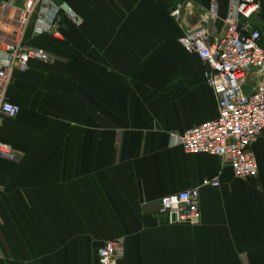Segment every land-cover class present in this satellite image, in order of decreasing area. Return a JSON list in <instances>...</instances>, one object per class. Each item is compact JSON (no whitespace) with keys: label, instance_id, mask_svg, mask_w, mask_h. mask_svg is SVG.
I'll return each mask as SVG.
<instances>
[{"label":"crops","instance_id":"crops-1","mask_svg":"<svg viewBox=\"0 0 264 264\" xmlns=\"http://www.w3.org/2000/svg\"><path fill=\"white\" fill-rule=\"evenodd\" d=\"M54 1L84 24L63 21L59 39L27 28L26 44L53 63L31 61L7 91L21 112L0 119L15 155L0 157V264H100L115 240L119 264H264V135L248 180L175 145L219 117L203 63L179 39L206 25L224 36L232 0H217L216 19L212 0ZM251 23L264 46V1ZM196 188L200 225L159 223L162 199Z\"/></svg>","mask_w":264,"mask_h":264},{"label":"built area","instance_id":"built-area-1","mask_svg":"<svg viewBox=\"0 0 264 264\" xmlns=\"http://www.w3.org/2000/svg\"><path fill=\"white\" fill-rule=\"evenodd\" d=\"M264 0H232L224 36L215 37L213 25L201 26L185 33L179 43L205 67L206 83L217 96L219 117L203 123L183 137H175V145L189 154L218 157L227 163L238 179H256L259 174L252 146L264 135V46L263 33L255 29L251 19L261 13ZM217 0H212L208 17L216 19ZM181 8L171 12L179 22ZM34 20V34L63 36L65 20L81 28L83 19L66 3L34 0L19 8L15 0L0 4V119H15L21 107L7 99L13 74L31 61L53 63L45 51L29 47L25 35ZM0 157L13 160L10 146L0 143ZM218 185L205 181L203 186ZM200 188L181 192L161 200L159 223L168 226H198L202 221ZM100 264H119L125 256L123 240L109 241L97 251Z\"/></svg>","mask_w":264,"mask_h":264}]
</instances>
